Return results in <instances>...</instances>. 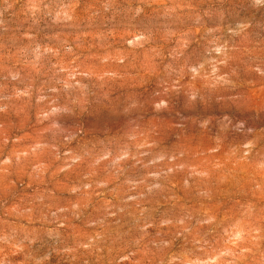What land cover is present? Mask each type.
<instances>
[{
	"label": "rangeland",
	"instance_id": "obj_1",
	"mask_svg": "<svg viewBox=\"0 0 264 264\" xmlns=\"http://www.w3.org/2000/svg\"><path fill=\"white\" fill-rule=\"evenodd\" d=\"M0 264H264V0H0Z\"/></svg>",
	"mask_w": 264,
	"mask_h": 264
}]
</instances>
